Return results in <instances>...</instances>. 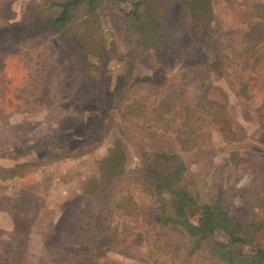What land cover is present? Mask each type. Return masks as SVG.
<instances>
[{"label": "rangeland", "instance_id": "374dc122", "mask_svg": "<svg viewBox=\"0 0 264 264\" xmlns=\"http://www.w3.org/2000/svg\"><path fill=\"white\" fill-rule=\"evenodd\" d=\"M53 1L63 0H0V32H19L18 49L0 52V264H54L52 248L65 232L83 230L88 214L98 215L106 232L85 264H214L187 258L186 239L166 240L155 227L156 205L139 173L150 153L176 154L203 202L215 196L231 211L263 214L250 205L264 182V145L257 142L264 61L257 70L253 63L254 53L264 60V21L249 29L244 20L252 4L264 20V0H212L219 74L193 46L186 0H155L169 36L159 52L125 43L132 0L124 11L101 0L98 13L82 8L62 29H50ZM186 47L189 55H181ZM248 75L251 90L242 100L238 83ZM196 105L218 122L183 151L178 115ZM118 145L123 174L102 180L101 166ZM126 192L138 205L133 217ZM257 245L264 248V233Z\"/></svg>", "mask_w": 264, "mask_h": 264}, {"label": "trees", "instance_id": "16d2710c", "mask_svg": "<svg viewBox=\"0 0 264 264\" xmlns=\"http://www.w3.org/2000/svg\"><path fill=\"white\" fill-rule=\"evenodd\" d=\"M127 0H113L120 10ZM252 4V3H251ZM101 0H63L49 2V8L57 11V16L47 20L50 29H62L74 18L75 13L86 8L90 15L98 13ZM187 19L185 25L192 39L193 46L206 56L207 67L219 74L221 68V51L214 27V6L212 0H186ZM253 5V4H252ZM248 11L245 23L249 29L256 20L264 21L260 9L253 5ZM126 31L124 41L130 47L143 52H159L165 48L169 39L158 20V8L155 0H132V9L125 13ZM36 21L41 22L38 18ZM36 23L35 25H40ZM45 31H48L44 28ZM19 32H0V52L16 50L19 47ZM181 55H189L182 48ZM254 64L259 69L261 55L254 53ZM257 55V56H255ZM252 69V65H249ZM250 76L240 78L237 95L246 100L251 90ZM95 99L102 96L101 90L95 88ZM84 92V91H83ZM177 109V108H176ZM198 109L205 113L197 112ZM197 112V113H196ZM191 114H193L191 116ZM195 114V115H194ZM204 106H185L178 115L182 118V132L177 142L183 151H191L197 146L202 129L213 127L218 119H213ZM140 120L138 111L134 114ZM264 145V133L257 138ZM110 157L101 166V178H116L123 174L122 165L125 153L121 146L110 150ZM114 156V158H113ZM111 158V159H110ZM114 159V160H113ZM140 178L152 195L156 212L153 218L155 227L162 231L166 240L186 239L187 258L203 257L214 264H264V248L257 245V240L264 233V182L260 193L253 199L251 208L262 211V215L231 211L226 200H217L212 196L203 202L189 189L186 182L187 165L176 154L152 152L142 163ZM125 211L133 217L137 213L135 200L129 192L122 196ZM87 224L78 232H65L64 241L51 250L54 264H85L88 251L100 244L106 229L101 226L98 215H87ZM251 247V250H244ZM243 248V249H242ZM186 258V259H187ZM94 261V260H92Z\"/></svg>", "mask_w": 264, "mask_h": 264}]
</instances>
